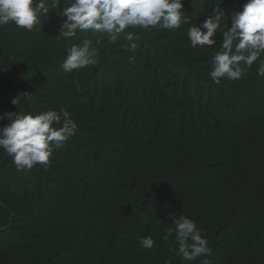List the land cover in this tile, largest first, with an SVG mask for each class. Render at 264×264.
Instances as JSON below:
<instances>
[{"label": "trees", "instance_id": "1", "mask_svg": "<svg viewBox=\"0 0 264 264\" xmlns=\"http://www.w3.org/2000/svg\"><path fill=\"white\" fill-rule=\"evenodd\" d=\"M245 2L222 0L217 43L196 49L187 29L211 14L208 0H184L191 23L177 30L128 28L114 43L60 36L67 0H47L31 31L0 26V113L28 92L20 111L63 108L77 124L47 166L18 170L0 149V264H264V54L238 80L209 75ZM84 39L97 63L66 72ZM168 213L203 230L206 257L182 259Z\"/></svg>", "mask_w": 264, "mask_h": 264}, {"label": "clouds", "instance_id": "2", "mask_svg": "<svg viewBox=\"0 0 264 264\" xmlns=\"http://www.w3.org/2000/svg\"><path fill=\"white\" fill-rule=\"evenodd\" d=\"M67 3V7L58 11L62 20L59 35L64 38L74 37L77 31H92L107 34L109 42L114 43L128 28L147 32L159 25L162 29L174 31L182 24L191 23L183 11L184 0H67ZM221 3L222 0H208L211 14L200 24L191 23L187 29L193 49L217 43V32L225 20ZM49 14L47 0H0V26L14 22L17 27L31 31L39 23L40 15L49 17ZM228 20L231 27L224 25L226 30L220 50L211 58L213 67L209 75L215 84H220L221 78L240 79L264 54V0H246L242 9L230 13ZM125 39L133 41L139 37L129 31ZM92 44L91 39H84L79 45L73 44L63 61V69L70 72L95 65L97 49ZM135 46L131 45L132 48ZM256 72L264 77V60H260ZM23 100L31 101V93L21 92L12 98L11 104L18 111L0 113V121H6L0 126V149L11 157L18 170H30L36 164L47 166L54 147H61L73 136L77 124L63 108L35 115L31 112L25 114L20 111ZM54 124L62 126L57 129ZM168 216L174 225L168 229V234H175L182 259L194 261L198 257H206L210 249L202 235L203 230L182 214L177 217L168 213ZM154 243L151 236L139 240L140 247L144 249H151ZM201 264H208V261L205 259Z\"/></svg>", "mask_w": 264, "mask_h": 264}]
</instances>
